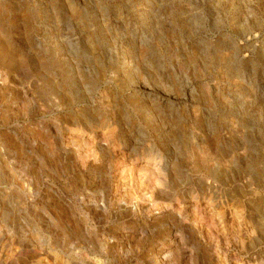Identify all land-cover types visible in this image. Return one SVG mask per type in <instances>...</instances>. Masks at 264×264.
Returning a JSON list of instances; mask_svg holds the SVG:
<instances>
[{
	"label": "rangeland",
	"instance_id": "1",
	"mask_svg": "<svg viewBox=\"0 0 264 264\" xmlns=\"http://www.w3.org/2000/svg\"><path fill=\"white\" fill-rule=\"evenodd\" d=\"M86 68L92 72L85 73ZM142 81L154 95L175 94L183 115H212L218 123L232 117V152L220 141L202 139L201 121L171 125L159 134L164 124L144 108L140 93L145 89L137 86ZM161 83L162 88L155 86ZM87 88L101 108L89 109ZM61 89L64 103L57 94ZM75 123L89 136L104 133V143L128 154L114 159L107 148L99 163L85 170L71 162L50 163V155L60 149L57 132L81 133ZM157 149L163 158L173 157L180 181L187 172L192 179L180 188L175 176L169 192L155 199L179 198L183 206L191 195L209 201L213 208L204 211L201 223L216 237L227 264H264V0H0V194L1 186L13 199L37 193L35 204L44 209L60 208L52 197L61 195L75 210L91 212V224L102 228L92 242L74 240L69 231L40 241L41 254L26 257L27 264H44L41 256L50 264H157L159 242L172 237L173 220L152 221L146 211L120 215L119 194L140 191L134 185L116 189L110 179L116 162L153 159ZM196 156L211 159L216 169L191 164ZM224 167L233 175L229 183L214 178ZM97 202L103 203L97 210L108 211V217H95ZM223 202L231 204V215L222 216ZM24 207L16 200L8 205L16 212ZM144 225L146 231L121 246L103 242V234L119 238ZM0 232L7 259L0 263L12 264L20 247L8 237V227L0 226ZM188 232L179 248H189L200 261L210 258L207 243L200 247Z\"/></svg>",
	"mask_w": 264,
	"mask_h": 264
},
{
	"label": "bare ground",
	"instance_id": "2",
	"mask_svg": "<svg viewBox=\"0 0 264 264\" xmlns=\"http://www.w3.org/2000/svg\"><path fill=\"white\" fill-rule=\"evenodd\" d=\"M123 70H128V72L130 73H133L135 71L133 68H128L127 70L125 68ZM84 71H86L85 73L92 72L90 68H86L84 69ZM145 72L148 73L149 70H145ZM142 82V84H139L137 86L145 89V91H142L140 93L144 94V98H142V100L147 102V104L145 103L146 105L144 106V108L146 107V109L151 112V114L157 115L156 120L161 121L164 124L160 128L159 134L167 133L171 129V125L177 126V124L180 123L185 124L188 122L201 121L204 124L203 127H205L202 128V139H204L205 136L207 140L212 141V144L213 142L216 144V142L218 143L220 141L226 152H232L233 149L229 137V133L232 132L234 127L232 117H227L225 119L222 118L223 121L221 123H218L212 115L197 116L195 115V113L189 114L188 116L183 115L180 112L181 104L177 100L178 98L177 96H175V94L169 93L164 95H154L148 91L149 89H151L148 86L150 84L147 81ZM161 85L162 83L160 85L155 86L162 88ZM61 91H58L57 94H59L60 101L64 103L66 101V93L63 89H61ZM86 91V93H88V97L86 100L91 101V106L89 109L97 110L96 108H101V106L103 105L102 102H97L96 98H92V96H94L93 90L87 88ZM25 93L26 96H28V93ZM140 94H134V96L139 98ZM29 104L35 105V101L30 99ZM74 125H76L77 127L75 130L81 131V133H75L76 131L74 132L71 129H68V134L67 136H65L57 132L56 138L57 142L60 145V149L57 153L54 152L50 155L51 160L50 158H48L50 160V163H60V161H65L67 164L71 162V165L74 168L85 170L89 163H91L93 166L97 165L100 161L99 154L101 155V151H105L107 150V148L110 151L112 158L114 159L118 158L120 155L121 158H123L122 155L126 156V154H128L126 148H121V150L117 152L116 150L110 148V146H108V143H104V133L100 134L101 132H98L96 130L97 132L95 131V136H89L85 134L87 133V130L84 126L81 127V124L79 123H75ZM178 130H180L179 127ZM198 142L200 143V140H198ZM67 143L69 145L68 147L65 146V144ZM87 144H91L90 148L85 147ZM28 147V150L31 151L32 148L29 144ZM205 149L206 148H204L203 150L205 151ZM31 153L33 154V150L31 151ZM155 155L156 157H154L153 159L150 155H148L147 158L144 160L143 157L137 158L136 162H130L129 165L128 162L125 163L123 161L122 164L119 161L118 162L120 164L117 162L114 164V169H112L113 173L111 170L110 179L116 184V189L122 186L127 187V185H134L136 190L138 189L140 191L138 195L130 194L129 196H127V194L125 193L122 196V194H119L116 201L117 209H120L118 213H121L120 215H122L123 212L127 211L131 213L146 211L148 214L147 217L152 221H158L159 219L163 220L167 218L173 220L172 225L170 226L171 228H169V232L170 234H172V237H169L168 241L161 240L159 242V246L161 247L159 248L160 251L158 256L160 263L157 262V264H227L226 257L221 256V254H219L217 251V242L215 241L216 237L214 238L212 232H210L209 229L205 228L201 223V215L205 213L204 211L208 210V208H210L211 210L213 208L211 206L212 204H210L209 201H203L201 203V200L198 196L191 195L189 204L187 206H183V201L179 198H175L173 202H159L155 199L157 198V196L159 197L160 195H166L169 192L168 188L170 185V181L172 179L174 180V177L176 176V167L172 164L173 157L163 158V156L159 153V149H157ZM206 157H192L190 159L192 162L191 164L197 166L200 165L202 168L205 169V171H208L212 168L216 169V163L211 162V159L208 160V158ZM225 168L227 167H224V171H219L217 174H214V178L221 183H229L233 181V175L227 174L226 171H228L229 169ZM3 172L5 173V179H8L11 175L9 169L6 167ZM178 178L176 182H181L182 185L180 186V188H183V181H191L192 174L188 172L185 173L182 177H180L181 181ZM201 182L202 185L207 187L208 189L216 190V187L213 186L210 181L202 180ZM174 185V187L176 188V184ZM1 188L3 194H0V226L8 227L10 231L8 237L11 238L14 242H16L18 244V247H20V250L18 249L20 255L17 256L18 258L12 264H27L28 260L26 259V257H39L41 252L38 251V248H36V246L40 241H43L44 243L47 241L48 243L50 242V239L58 238L60 235H67L66 231H69L71 233L72 239L88 242H92L96 238V236L100 234V230L102 228H100L98 224L92 225L90 222L91 212H88V210L87 212L75 210L73 208V202L71 199H66L61 195H54V197H52L53 202H55L61 207H52L50 209H44L39 205L35 204V196L37 195V193H35V195H19L17 199H13L10 193L5 190L6 188H4V186H1ZM142 189L145 191V193ZM182 190L185 191V189ZM169 195L170 194H168L167 196L169 197ZM102 197H104V195H102ZM127 198L128 202L126 201ZM15 200L16 202L24 203L25 207L23 211L16 212L15 210H11L8 208V205H12ZM81 200L84 199L81 198ZM103 200L104 199L102 198V201ZM223 203H225V205L223 206L224 211H222V216H228L233 211L232 206L228 202ZM102 204L103 203L101 202H97L92 207V211L95 217L98 216L101 218H106L109 216L110 213L108 211L100 212L97 210L98 208H103ZM123 208H125L126 211H123ZM189 209H192L193 212ZM187 210L193 213H191V217L187 216ZM114 215H116V213H114ZM188 221H190V223L193 222V227H191V225L188 227L185 225V223ZM146 226L147 225L141 226L140 229L132 228L124 232L123 235L119 238H108L105 237V235L103 234V242L111 248L115 246H121L125 242H128L129 240L134 239L136 236L141 235L144 231H146ZM185 229L189 231L188 234H190V237L193 238L197 242V244L200 245V247H204L207 243V250H209L207 252H210V258L203 259L200 261L198 259L193 258L192 251L189 248L187 249L185 246L183 248H179V243L183 242V233L185 232ZM3 242L5 243V241H2V243ZM97 243L100 242L97 241ZM40 244L42 243L40 242L39 245ZM1 247L0 261H5L7 260L6 258H3L5 256H3L5 251H3V247L5 246L3 245ZM46 259L47 258L45 256L44 258L43 256L40 257V260H42L44 264H50L49 261H47Z\"/></svg>",
	"mask_w": 264,
	"mask_h": 264
}]
</instances>
